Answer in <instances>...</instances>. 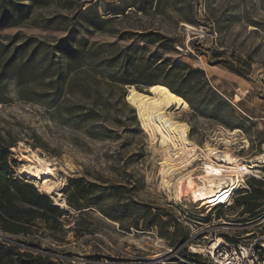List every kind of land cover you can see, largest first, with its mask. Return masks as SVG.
Instances as JSON below:
<instances>
[{"label": "rangeland", "instance_id": "obj_1", "mask_svg": "<svg viewBox=\"0 0 264 264\" xmlns=\"http://www.w3.org/2000/svg\"><path fill=\"white\" fill-rule=\"evenodd\" d=\"M49 2L0 28V137L15 144L14 172L44 194L22 168L29 154L45 160L54 169L47 179L55 190L51 198L65 210L63 192L71 178H102L136 190L124 192L122 223L96 210L84 218L71 211L65 229L77 233L8 235V240L0 232V241L64 264H185L182 259L190 251L202 254L208 241L233 236L235 224L264 213L263 206L253 217L243 214L241 194L232 204L209 207L194 202L190 193L178 195L173 186H165L160 142H154L126 99L129 89H137L127 82L139 79L144 66L153 70L159 60L204 70L211 87L232 106L236 128L213 115L176 111L175 119L188 126L189 139L199 148L183 174L191 172L199 184L209 149L229 151L242 162L264 155V0ZM88 8L93 11L84 16ZM157 34L166 39L147 43ZM66 40L80 57L72 68L56 52ZM156 78L159 74L152 71L140 77L142 92L148 94L150 87L142 84ZM88 116L96 120L88 121ZM258 170L264 175V169ZM258 182L248 181V193ZM146 206L154 207L164 221L179 219L180 226L145 228Z\"/></svg>", "mask_w": 264, "mask_h": 264}, {"label": "trees", "instance_id": "obj_2", "mask_svg": "<svg viewBox=\"0 0 264 264\" xmlns=\"http://www.w3.org/2000/svg\"><path fill=\"white\" fill-rule=\"evenodd\" d=\"M48 6H50L49 0H0V28L5 27L9 22L14 23L20 18H26L32 8L40 9ZM92 11V8H88L84 16ZM95 13L97 15L98 12ZM96 21L93 18L91 23L96 25ZM148 37L147 35L144 38L147 39ZM156 37V39L147 40V43L158 44L166 39L160 34H157ZM56 52L59 57H63L65 64L71 68L80 60L78 52L76 53L70 40L63 41L61 45L56 47ZM128 59L129 57L125 56L123 62L128 63ZM8 67L4 69L10 71L11 67ZM150 71L157 72L160 78L144 82L142 85L149 87L163 85L172 93L183 98L194 114L204 117L213 115L220 119L225 126L232 129L236 128V125L231 122L235 118L232 106L211 87L204 70L192 68L190 65L179 61L169 64L168 60H159V64L153 70L144 66L140 71V77H146ZM139 79L129 81L126 85L136 86L137 90L142 92L139 88L141 85ZM2 101V89H0V104ZM91 120H96V118L88 116V121ZM136 125H138L137 122ZM14 146L15 144L8 143L0 137V232L2 234L28 238L37 233L47 237L49 235L77 233L75 228L65 229V219L70 216L71 211L77 213L79 218H84L89 212L96 210L106 219L122 223L120 215L122 214L121 202L124 192H134L136 188H128L119 182V184H113L102 178H94L92 181L85 177L71 178L63 192L68 209H62L54 203L50 196L41 193L33 183L16 176L13 169L14 162L11 160V149ZM238 202L242 206L243 214H249L253 217L254 212L264 206V184L258 182V185L251 192L242 196ZM143 213L146 217L145 228L147 229H153L160 224L165 229L170 228L172 224L180 226L179 219L175 217V219L164 221V216L156 212L154 207L146 206ZM165 217L169 218V215L167 214ZM132 227L139 230L138 223L132 224ZM77 237H79L78 234ZM183 239L182 243L188 237L185 236ZM20 243L24 244V242ZM182 243L179 242L174 245L177 246ZM27 245L37 249L31 244ZM199 260L200 258L195 256L193 261L196 264H201ZM0 264L64 263L49 255L25 250L0 241Z\"/></svg>", "mask_w": 264, "mask_h": 264}, {"label": "bare ground", "instance_id": "obj_3", "mask_svg": "<svg viewBox=\"0 0 264 264\" xmlns=\"http://www.w3.org/2000/svg\"><path fill=\"white\" fill-rule=\"evenodd\" d=\"M127 101L137 111L143 128L154 142H160L164 153L161 165L165 186H173L178 195L190 193L199 201L207 202L205 204L216 201L218 205L227 204L232 191L225 187L226 180L235 181V177L246 175L248 167L229 151L209 149L205 153L206 161L202 164L203 175L199 177V184L194 183L191 172L183 174L188 171L190 159L199 148L190 141L188 126L178 122L174 113L190 109L189 104L163 85L151 86L148 94L132 88ZM257 160H264V156ZM27 161L28 164L22 168V174L39 183L44 194L52 197L55 190L47 181L54 173L52 166L36 155L29 154ZM252 165L254 170L259 171L257 165L253 162ZM176 176L179 178L176 179ZM174 180L176 181L172 184ZM62 206H66L64 201Z\"/></svg>", "mask_w": 264, "mask_h": 264}, {"label": "built area", "instance_id": "obj_4", "mask_svg": "<svg viewBox=\"0 0 264 264\" xmlns=\"http://www.w3.org/2000/svg\"><path fill=\"white\" fill-rule=\"evenodd\" d=\"M264 156V155H262ZM252 162L260 164L258 168L264 169V160L245 161L248 167L246 175L235 177V181L226 180L225 187L232 191L231 198L227 204L218 205L217 201L208 203L209 207H221L232 204L234 198L246 195L250 190L248 181L252 179L260 180L264 183V175L262 171H256L252 168ZM256 165V164H255ZM233 178V177H232ZM228 185V186H227ZM194 202L204 203L193 197ZM207 203V202H206ZM226 225L227 223H223ZM234 235L225 238H213L208 241V245L204 247L203 253L198 254L190 251L189 255L184 256L182 262L185 264H196L193 260L195 256H203L204 261L210 264H264V213L258 215L246 223L235 224ZM191 238H193L191 236ZM205 239L209 240L208 237ZM192 245V239L188 241ZM189 245H187L189 247ZM191 248V247H190Z\"/></svg>", "mask_w": 264, "mask_h": 264}, {"label": "water", "instance_id": "obj_5", "mask_svg": "<svg viewBox=\"0 0 264 264\" xmlns=\"http://www.w3.org/2000/svg\"><path fill=\"white\" fill-rule=\"evenodd\" d=\"M130 91H131V89L128 90V94L126 95V99H128V95H129ZM6 237H7L6 239L10 240V237L9 236H6Z\"/></svg>", "mask_w": 264, "mask_h": 264}]
</instances>
